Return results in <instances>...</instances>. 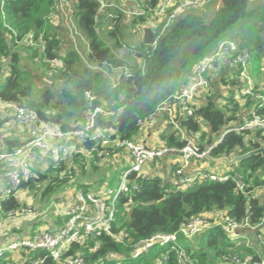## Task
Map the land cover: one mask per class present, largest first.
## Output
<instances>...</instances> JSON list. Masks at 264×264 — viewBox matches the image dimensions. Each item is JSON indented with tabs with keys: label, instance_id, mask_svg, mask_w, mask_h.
Segmentation results:
<instances>
[{
	"label": "trees",
	"instance_id": "1",
	"mask_svg": "<svg viewBox=\"0 0 264 264\" xmlns=\"http://www.w3.org/2000/svg\"><path fill=\"white\" fill-rule=\"evenodd\" d=\"M221 1V6L214 5L215 12L210 18L201 9H194L180 15L162 34L161 25L148 26L145 43L133 44L120 29L130 23L135 27L145 19L132 22L124 20L123 14H120L117 19L109 21L104 12L100 11L97 1L74 0V18L89 43L86 56L88 61L98 66L127 65L134 71L131 78L113 88L108 75L89 67L74 47L62 46L63 38L56 29L51 28L52 21L48 19V15L55 9V0H7L5 9L0 8V60L6 62L7 67L5 79L0 81V101L25 103L36 109L44 120H54L67 129L71 125L69 121L76 122L83 118L86 109L85 93L93 91L104 99V102L98 101V104L114 112L109 118L100 116L98 127L114 129L122 139L135 138L142 130L139 120L153 113L168 98L180 93L191 81L196 68L206 58L215 55L224 41H240L242 49L251 60L252 77L259 81L263 79L264 0L257 3L254 0ZM104 22H110L112 26L105 34L102 32ZM13 33H17L19 39H15ZM28 33L35 36L44 34L47 56L64 60L63 67L54 70V79L61 81L57 90L54 85L43 83L47 72H41L37 67V51L25 43H16V40H21ZM158 36L157 46L153 48L152 43ZM124 45H138L136 54L128 51L124 55ZM232 60V52L228 51L223 58L212 63L209 73L214 79V93L200 100L193 115L178 117L180 127L194 134L199 143L217 141L227 129L251 117L254 109L264 117V100L255 102L250 97H243L236 101L229 98L230 92L235 91L236 72ZM262 87L255 83L254 89L264 95ZM229 102L233 103V108ZM3 122L0 120V124ZM160 136L163 144L171 148L181 149L185 145L179 131L172 124L164 127ZM262 140L264 136L261 131H229L223 135L222 142L212 149V156L242 155L257 148ZM20 146V141L9 140L6 150ZM100 165L92 163L95 174ZM170 167L169 176L173 178L177 164L171 163ZM5 169L6 164L0 162V178ZM238 169L245 176L246 194L237 192L231 180L205 181L186 190H176L171 184V178L155 175L149 181H143L141 190L133 193L134 203L128 202L127 197L117 200L114 232L126 231L127 236L123 242L103 234L97 239H89L88 243L73 244L64 255V262L47 257L44 264H66L65 259L80 254L90 264L110 252L129 256L137 243L158 233H177L194 216L214 210L224 211L236 221L249 219L251 223L258 224L264 219V192L255 195L253 191L264 188V158L260 155L251 156L239 163ZM82 178L89 182L95 179L93 174L88 175L83 169L71 182L60 181L51 168L37 164L32 168L31 179L25 185H30L33 190H38L42 198L51 201L69 185L76 186L79 183V187L91 189L80 184ZM19 205V201L12 198L3 200L1 207L5 211ZM182 240L198 264H224L221 258L226 252H237L243 257L252 254L256 256L255 260L260 258L255 248L231 243L222 227H214L192 239ZM166 250V247L157 245L139 259L129 261L133 264H156ZM34 254L37 255L31 253ZM0 264H5V260ZM163 264H178L174 251Z\"/></svg>",
	"mask_w": 264,
	"mask_h": 264
},
{
	"label": "built area",
	"instance_id": "2",
	"mask_svg": "<svg viewBox=\"0 0 264 264\" xmlns=\"http://www.w3.org/2000/svg\"><path fill=\"white\" fill-rule=\"evenodd\" d=\"M95 1L109 21L117 19L120 14H123L124 20L129 19L132 22L145 19L134 27L136 42L145 43V31L148 26L161 25L162 34L180 15L194 9H202L209 0ZM6 2L7 0H1L2 10L5 9ZM55 3V9L48 15V19L52 21L57 16L61 19L74 49L81 54L89 67L108 75L113 82V88L134 75L133 69L127 65L115 67L110 64L102 66L91 64L78 46V38L81 37L86 43V49H89L88 39L81 33L74 18V0H55ZM13 34L15 39L18 38L17 33ZM158 39L159 36L153 41V48L157 46ZM16 43H25L37 51L36 62L46 70L50 69L52 72L63 67L64 60L61 57L47 56L44 34L35 36L28 33L21 40H16ZM123 49L135 55L138 45L130 47L124 45ZM228 51L232 52V66L236 72L235 91L230 92L229 98L240 101L243 97H250L255 102L263 101L264 95L254 89L251 60L242 49L241 42L224 41L215 55L206 58L196 68L191 81L180 93L168 98L153 113L139 120L142 130L132 139H122L114 129L98 127L100 116L109 118L114 112L99 105L98 101L104 102V99L93 91L85 93L86 109L83 118L73 122L67 129L54 120H44L36 109L25 103L0 101V108L4 109L14 124L26 129L28 133V138L22 142V146L0 152V162L6 164L5 173L0 178L3 200L18 199L23 191L29 192L32 189L30 185L25 184L31 179L32 168L37 164L51 168L55 177L65 182H71L83 169L88 171L92 163L100 165L111 160L122 167L126 163L130 167L123 172L116 189L102 188L95 191L76 186L60 192L43 210L24 202H20L17 208L5 210V220L10 227L24 222L29 224L41 220L49 222L53 215L56 219H51L52 224L49 223L43 228L31 227L29 235H17L5 246L0 247V261L5 260V264H44L46 258L51 257L54 261L64 262L63 257L73 244H85L103 234L111 235L114 240L123 242L127 236L126 231L114 232L118 213L117 200L120 197H127L128 202L134 203L133 193L141 190L143 181H149L155 175H159L157 165L167 157L176 158L177 161L175 175L171 178V184L176 190H186L205 181L231 180L235 183L237 192L246 194L247 183L243 174L221 175L213 171L208 162H212L210 160L213 157L212 149L222 142L223 135L229 131L237 133L261 131L264 136V117L254 109L251 117L242 124L227 129L217 141L213 143L206 141L203 144L197 141L194 134L182 129L178 122L180 115H193L194 108L199 106L200 97H210L214 93V79L209 70L212 63L218 58H223ZM144 65L142 61V66ZM0 71H7L6 62L1 60ZM229 105L233 108L232 102H229ZM164 114H168L169 119H165ZM159 119L164 120V125L172 124L179 131L181 139L185 142L181 149L164 144L150 146L140 139L141 132L153 128ZM133 175L135 177H132ZM255 191L260 194L264 192V188H256L253 192ZM214 227H222L231 243L255 248L260 256L255 260L256 256L252 254L243 257L237 252H226L221 258L222 263L264 264V219L258 224L251 223L249 219L236 221L228 217L226 212L217 210L194 216L177 233H158L137 243L129 256L110 252L91 264H133L129 260L139 259L157 245L166 247L167 250L156 264H163L172 251L176 254L178 264H198L188 253L182 239H192ZM20 251H24L22 256L26 257L21 262L12 261L11 257H7ZM65 263L90 264L81 254L65 259Z\"/></svg>",
	"mask_w": 264,
	"mask_h": 264
},
{
	"label": "rangeland",
	"instance_id": "3",
	"mask_svg": "<svg viewBox=\"0 0 264 264\" xmlns=\"http://www.w3.org/2000/svg\"><path fill=\"white\" fill-rule=\"evenodd\" d=\"M219 0H209L204 7L201 9V11L206 13V16L208 18L211 17V15L214 14L215 12V7L216 3ZM262 0H254V2H259ZM0 4H1V0H0ZM51 28L56 29V31L59 32L60 36L63 38V47L66 46H70L71 48H73V43L71 42L69 35H68V31L66 29V27L63 25L62 21L59 19V17L57 16L56 18H54L52 20V22L50 23ZM111 23L110 22H104L102 25V32L105 34L106 31H108L109 29H111ZM134 26H132V23L130 24H126L125 26L121 27V33L127 35L128 39L135 44L136 42V37L134 34ZM105 39V38H104ZM106 40V39H105ZM107 40L110 42L111 41L109 38H107ZM124 40L126 41V38L124 37ZM78 46L80 48V50L82 51V53L86 56H88V51L86 49V43L84 42V40L79 37L78 38ZM124 55L128 54V51L123 49L122 50ZM139 63H141V60H138ZM27 68H30L31 66H29L28 64H26ZM37 67H39V70L41 72H47V75L43 78V83H50L52 85H54V88L57 90L59 86H61V81L59 80H55L54 79V71L50 72L47 71L45 68L41 67L40 65H38ZM5 72H1V76H0V81H4L5 79ZM41 81V79H40ZM264 82V75H263V79L261 80ZM264 86V84H263ZM8 117V116H6ZM9 118V117H8ZM69 122H73V121H69ZM205 124V123H204ZM207 126V124H205ZM9 126V125H8ZM3 127V126H2ZM22 129V128H21ZM17 138V136H15ZM217 138V137H216ZM22 143V142H21ZM208 165L210 168L213 169V171L223 175V174H233V173H242L239 169L238 166L239 164H236L234 166H228L225 163H212V162H208ZM158 167H161V163L159 165H157ZM129 165L126 163L123 167L116 163V162H112L111 160L108 161H104V164L100 165V168L97 170V175L101 178H103V180H99L96 178V176L94 175L96 173V171L93 170V168L91 167L88 170V174L91 175L93 174L95 176V179L90 180V184H88L87 182H84L83 180H81L80 184L84 185L88 188H91V190H95V191H100L102 190V188H113L116 189L119 185L120 179L122 177V174L124 171H126L127 169H129ZM158 170V169H157ZM103 174H106L105 177H102ZM264 177V176H262ZM109 180V181H108ZM37 194H39L38 190H33L31 196L29 195H25L29 203H31V205H33L35 208L39 209V210H43L46 208V204L44 205L42 202H39V200L37 198H34V202H33V196L36 197L38 196ZM255 195H258L259 192L255 191L254 192ZM31 198V199H30ZM24 199V198H23ZM26 200V199H24ZM29 235L28 230L26 231V236ZM21 255L24 254V251H20V252H15L13 257H11V255H8L7 257H11L12 261H15L17 259V257H15V255Z\"/></svg>",
	"mask_w": 264,
	"mask_h": 264
},
{
	"label": "crops",
	"instance_id": "4",
	"mask_svg": "<svg viewBox=\"0 0 264 264\" xmlns=\"http://www.w3.org/2000/svg\"><path fill=\"white\" fill-rule=\"evenodd\" d=\"M221 5H222V1L219 0L216 3V6H221ZM28 69H30V68H28ZM30 70L33 73H35V71L33 69H30ZM262 70H263V75H264V69L262 68ZM1 72H3V71H1ZM254 81H255V83H259V85H261V86H263V84H264L263 81H261V80L259 81L257 78H254ZM262 88H264V87H262ZM200 99H202V98L200 97ZM199 105H200V102H199ZM3 110L4 109L0 108V120H2V121L4 120V122L2 124H0V152L1 151H6L7 141H9V140H11V141L12 140L13 141L18 140L20 142H23L26 138H28V133H27L26 129H24V128L21 129L20 127H17L14 124L12 119L6 117L8 114L5 113V111H3ZM163 122H164L163 119H159L157 121L156 125L153 128H148V129L143 130L141 132V134H140V137H141L140 139L145 141L150 146L163 145V140L161 139L160 134H161V130L164 127L167 126V125H164ZM204 127L206 129V126H204ZM15 136H17V138ZM160 163H161V167H159V175L164 177V178H166V179H170L171 178V176H169V173H170V170H171L170 165H171V163L172 164H176L177 163L176 158L169 157L167 160L164 159ZM87 174H88V171H87ZM94 175L96 177H99L97 174H94ZM80 180H83L84 182H87L88 184H90L89 181H87V180H85L83 178L80 179ZM76 186L79 187V183ZM76 186L69 185V186H66L65 189L74 188ZM1 187L2 186H1V183H0V247L5 246L8 242L13 240V238L16 237L17 235H20V236L26 235V231L27 230H29L28 233H30V228L31 227L43 228V227L47 226V224H49V223L52 224V222H50L51 219H56V216L53 215L49 219V222L48 221H43V220L35 221L34 223H30V224L24 222V223H22L20 225H16V226L14 225V226L10 227L8 221L5 220L4 209H2V207H1V204H2V201H3V196H2V193H1L2 192L1 191ZM32 191H33V189H31L29 192L23 191L21 193V196L17 199L19 201V203L20 202L29 203L28 200H27L29 198H26L25 195L27 194V195L32 197V195H31ZM37 195L38 196H36V197L33 196V202H34V198H37L39 200V202H42L44 205L46 204V207H47L48 204L50 203V201H47V198L46 199L42 198L39 194H37ZM23 198L26 199V200H24ZM29 204H31V203H29ZM26 224H28V226H25ZM13 255L11 257H13ZM15 257H17V259L15 260L17 262H21L22 260H24L26 258V257H23L22 254L21 255L16 254Z\"/></svg>",
	"mask_w": 264,
	"mask_h": 264
},
{
	"label": "water",
	"instance_id": "5",
	"mask_svg": "<svg viewBox=\"0 0 264 264\" xmlns=\"http://www.w3.org/2000/svg\"><path fill=\"white\" fill-rule=\"evenodd\" d=\"M165 119H169L168 114L163 115ZM262 156L264 158V142L259 141V146L251 151L242 154L235 155L233 157L230 156H220V157H211L210 160L214 163H225L228 166H234L236 164L241 163L243 160L251 157V156Z\"/></svg>",
	"mask_w": 264,
	"mask_h": 264
}]
</instances>
